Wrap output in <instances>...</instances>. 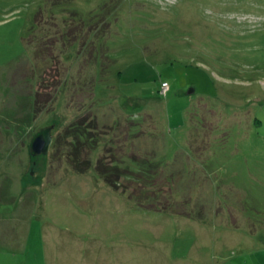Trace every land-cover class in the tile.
<instances>
[{
	"label": "rangeland",
	"instance_id": "rangeland-1",
	"mask_svg": "<svg viewBox=\"0 0 264 264\" xmlns=\"http://www.w3.org/2000/svg\"><path fill=\"white\" fill-rule=\"evenodd\" d=\"M0 220V264H264V0H0Z\"/></svg>",
	"mask_w": 264,
	"mask_h": 264
},
{
	"label": "crops",
	"instance_id": "crops-1",
	"mask_svg": "<svg viewBox=\"0 0 264 264\" xmlns=\"http://www.w3.org/2000/svg\"><path fill=\"white\" fill-rule=\"evenodd\" d=\"M25 221V218H23ZM1 221V220H0ZM16 221V220H15ZM0 238L9 240L4 245L8 250L15 256V252L12 248L14 242V234H10V230L14 227L9 225L0 224ZM6 227V228H2ZM32 228L30 227V230ZM29 230V236H30ZM11 238V240H10ZM30 239V238H29ZM29 241V240H28ZM83 241L75 240H62L56 241L55 248L58 245L61 246V250L55 251L53 254L50 253L47 240H45V247L43 249V261L44 264H128V253L126 248H121V243L116 245V242H113V248L108 247L107 245L99 249L100 247H88L86 248L83 245ZM26 244V243H25ZM99 249V250H97ZM87 250H90L88 252ZM54 261V262H53Z\"/></svg>",
	"mask_w": 264,
	"mask_h": 264
},
{
	"label": "water",
	"instance_id": "water-1",
	"mask_svg": "<svg viewBox=\"0 0 264 264\" xmlns=\"http://www.w3.org/2000/svg\"><path fill=\"white\" fill-rule=\"evenodd\" d=\"M53 141L52 126L45 127L39 131L30 144L31 153L34 156L47 154Z\"/></svg>",
	"mask_w": 264,
	"mask_h": 264
},
{
	"label": "trees",
	"instance_id": "trees-1",
	"mask_svg": "<svg viewBox=\"0 0 264 264\" xmlns=\"http://www.w3.org/2000/svg\"><path fill=\"white\" fill-rule=\"evenodd\" d=\"M169 90H170V86H169V89L167 90V92L166 93H162V94L163 95H167ZM77 125H78V127L80 126L79 124H77ZM78 134L80 136H82V134L80 132ZM71 160L76 164L77 167H81V166L84 165V167H83L84 169L82 171H87L89 168H91V164L92 163L90 162V160H84L83 156L77 155V158H71ZM97 168H98V170L100 171V173L102 175L106 176L107 181L113 183V181H111V179L109 178L112 175L111 174L109 175V171H108L109 168H108L107 164L104 163V161H99L98 164H97Z\"/></svg>",
	"mask_w": 264,
	"mask_h": 264
},
{
	"label": "built area",
	"instance_id": "built-area-1",
	"mask_svg": "<svg viewBox=\"0 0 264 264\" xmlns=\"http://www.w3.org/2000/svg\"><path fill=\"white\" fill-rule=\"evenodd\" d=\"M168 89H169L168 82H164L163 85H162V92L166 93Z\"/></svg>",
	"mask_w": 264,
	"mask_h": 264
}]
</instances>
